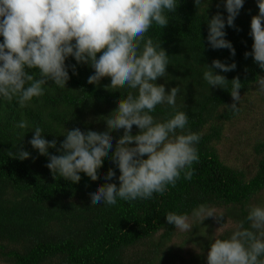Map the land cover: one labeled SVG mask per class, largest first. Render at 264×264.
<instances>
[{"label": "trees", "instance_id": "trees-1", "mask_svg": "<svg viewBox=\"0 0 264 264\" xmlns=\"http://www.w3.org/2000/svg\"><path fill=\"white\" fill-rule=\"evenodd\" d=\"M258 11L257 0H244L234 20L235 28L225 24V39L233 45L234 57L228 49H212L207 42L206 19L217 12L226 19L224 0H202L197 6L194 0H178L167 26L160 30L153 24L146 34L154 41L160 39L169 56L168 75L156 83L163 84L166 91L179 86L176 105L189 117L186 129L201 135L196 144L199 162L192 165V179H184L182 173L175 187L169 185L163 195L154 193L151 199L118 198L114 206L92 205L90 193L98 186H119L120 173L110 159L111 150L98 169L96 181L80 173V181L72 183L58 174L54 179L46 167L48 156L40 155L29 143L34 128L39 126L46 140H56V148H49V154L60 155L57 148L65 138V130L105 131L107 116L112 115L127 89L107 87L109 77L96 85L87 83L94 70L68 57L65 63L75 65L76 74L68 68L70 79L65 89L48 81L45 94L33 98L24 108L15 99L0 97V264H207V252L214 239L228 238L240 221L249 228L246 217L250 206L264 205V139L248 142V155L231 161L219 146L227 139L225 124L241 115L255 120L254 106L264 103V93L255 80L264 76V70L252 56L244 55L252 50L250 21ZM214 59L236 64L235 70L226 73L214 69L229 81L240 79L236 113L227 107L234 103L231 83L223 89L203 80V65L211 66ZM26 71L39 78L38 69ZM172 112L164 104L151 115L164 119ZM21 119L28 121L27 129L15 127ZM138 131L133 125L131 134ZM110 135L114 149L123 129L112 130ZM234 138L231 145L237 144ZM21 147L30 153L28 159L9 157V151L15 153ZM109 169L116 175L105 181ZM200 205L223 216L201 221L192 215ZM169 212L191 218L193 227L181 233L182 239L166 220Z\"/></svg>", "mask_w": 264, "mask_h": 264}, {"label": "clouds", "instance_id": "clouds-1", "mask_svg": "<svg viewBox=\"0 0 264 264\" xmlns=\"http://www.w3.org/2000/svg\"><path fill=\"white\" fill-rule=\"evenodd\" d=\"M201 2L194 0L196 6ZM243 4L244 0H224L226 19L219 12L206 19L207 42L212 49H228L235 56L224 29L225 24L235 28L234 20ZM257 6L258 14L250 21L252 50L244 55L252 56L264 70V0H257ZM177 7L178 0H0V36L3 37L0 97L4 100L15 99L24 108L33 98L45 94L48 81L65 89L70 79L68 68L76 74V66L65 63L68 57L94 70L87 83L96 85L109 77L107 87L127 89L112 115L107 116L105 131L65 130V138L57 148L60 155L49 154V148H56V140H46L39 126L34 128L29 141L40 155L48 156L46 167L54 179L58 174L72 183L80 181V173L96 181L98 169L111 150L110 159L120 173L119 186L115 183L98 186L90 193L92 205L114 206L118 198L151 199L154 193L163 195L169 185L175 187L182 173L184 179H192V165L199 162L196 144L201 135L186 129L189 117L176 105L179 86L166 91L163 84L156 83L158 78L168 75L169 56L160 39L154 41L146 35L153 24L160 30L167 26L169 14H174ZM203 66V80L209 86L227 89L231 83L234 103L227 107L238 112L240 79L234 77L229 81L214 72V69L224 73L233 71L235 62L226 64L214 59L211 66ZM26 69H38L39 78ZM255 80L259 91L264 93V76ZM164 104L173 110L172 114L164 119L151 115L158 105ZM133 125L139 129L135 135L131 134ZM15 127L27 129L29 124L21 119ZM120 129L123 135L113 149L110 131ZM29 156L22 147L15 153L9 151V157L19 160ZM115 175L109 169L104 179L112 180ZM192 215L202 217L201 221L208 216H223L207 212L204 205L193 210ZM165 217L180 231L190 232L193 227L186 214L169 212ZM246 220L250 222L249 228L240 221L228 238L214 239L207 252V264H264V205L250 206Z\"/></svg>", "mask_w": 264, "mask_h": 264}, {"label": "rangeland", "instance_id": "rangeland-1", "mask_svg": "<svg viewBox=\"0 0 264 264\" xmlns=\"http://www.w3.org/2000/svg\"><path fill=\"white\" fill-rule=\"evenodd\" d=\"M253 94H250L249 97H252ZM253 108V112L255 113V120H250L248 116L241 115L238 119L234 120L230 124H225L226 134L224 132L225 139L224 143L219 146V149L222 153H224L225 158L228 161H231L232 158L246 157L247 150L249 148L248 142H252L256 138L264 139V103L258 102ZM241 132V133H240ZM235 136V142L237 144L231 145L232 137ZM264 201V197H263ZM207 212L214 213L213 210H207ZM209 217V216H208ZM214 217V215L212 216ZM202 218V217H198ZM191 222V218L188 221ZM179 237H181V233L185 231H180L177 229ZM215 233V237H216ZM182 239V237H181Z\"/></svg>", "mask_w": 264, "mask_h": 264}]
</instances>
